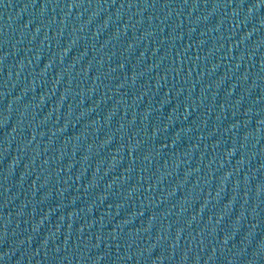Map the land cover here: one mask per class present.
<instances>
[{"label": "water", "instance_id": "obj_1", "mask_svg": "<svg viewBox=\"0 0 264 264\" xmlns=\"http://www.w3.org/2000/svg\"><path fill=\"white\" fill-rule=\"evenodd\" d=\"M0 264H264V0H0Z\"/></svg>", "mask_w": 264, "mask_h": 264}]
</instances>
